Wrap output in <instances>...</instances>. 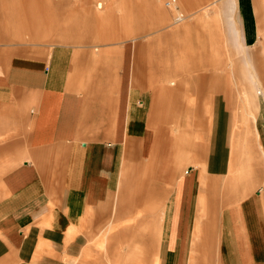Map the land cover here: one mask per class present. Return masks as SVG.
Returning <instances> with one entry per match:
<instances>
[{
	"label": "crops",
	"instance_id": "crops-1",
	"mask_svg": "<svg viewBox=\"0 0 264 264\" xmlns=\"http://www.w3.org/2000/svg\"><path fill=\"white\" fill-rule=\"evenodd\" d=\"M232 10L237 49L263 46L264 0H234ZM91 44L55 43L23 53L0 46V264H18L40 244L36 222L55 221L44 231L59 236L70 221L106 217L116 189L103 231L120 206L121 220L135 218L137 235L152 240L128 264L143 256L145 264H264V180L225 176L264 170L251 164L250 150L241 153L250 165L226 164L224 142L231 120L246 125L248 117L256 141L261 103L238 100L237 109L250 110L249 116L230 114L235 99L222 88L221 75L197 74L183 89L181 74L160 71L156 60L152 74L144 64L129 83L122 44L95 50ZM231 73V82L248 93L252 73L248 79L240 69ZM171 76L178 82L168 83ZM193 95L207 120L190 124L185 101ZM175 120L180 123L172 125ZM257 187L239 197L238 189ZM122 229L130 235L125 224Z\"/></svg>",
	"mask_w": 264,
	"mask_h": 264
},
{
	"label": "rangeland",
	"instance_id": "rangeland-1",
	"mask_svg": "<svg viewBox=\"0 0 264 264\" xmlns=\"http://www.w3.org/2000/svg\"><path fill=\"white\" fill-rule=\"evenodd\" d=\"M97 2L102 4L100 9L96 6ZM173 5H178L184 16L183 22L173 23ZM159 11L166 16L164 20L159 19ZM232 11L231 0H0V46L7 47L12 53H23L31 48L47 49L55 43L68 47L89 41L93 50L100 49L105 42L122 44L125 48L124 71L129 83L132 73H136L144 64H148V72L152 74L155 60L160 71L170 68L181 74L176 78L184 80L183 89L194 85L192 76L219 74L222 77V88L226 94H233L236 104L226 111H230V114L239 111L240 115L246 118L250 110H239L237 105L239 101H250L243 95V92H247L241 82L232 83L230 79L234 69H240L242 74L246 72L247 79L252 73L248 94L252 96V102L261 103L262 108L256 109V141H253V134L248 130L249 117L246 119V125L231 120L224 141L225 160L226 164H239L242 160V165H250V158L243 156L250 150L251 164L257 163L264 170V124L260 123L264 121V104L261 100L264 89L261 90L252 76L253 73L256 74L264 88V45L245 48L244 51L237 49L231 22ZM185 25L179 34L170 32L176 26ZM141 48H144L143 52ZM257 58L263 60L256 62ZM253 62H256L257 71ZM176 78L171 76L167 81L177 83ZM259 88L262 94L258 93ZM188 98V102L185 101L188 106L186 119L190 124L196 117H204V120H207L204 110L195 107L200 98L198 99L197 95ZM182 119L184 118L181 117L180 121ZM180 121L171 123L174 125ZM193 134L194 132L192 136ZM238 148L241 150L240 155L243 154L242 157L237 156ZM190 166L188 163L184 167L188 170L191 169ZM250 174L254 175L258 182L264 180V173L260 174L256 170L254 174L226 172L225 176L240 175L241 178H247ZM259 189H238L241 195L239 197ZM117 193L116 189L109 197V213L106 217L93 213L80 224L78 222L73 225V221H70L66 227L69 228L64 232L62 229L59 236L44 231L45 227H55V221L36 222L33 225L37 230L35 240L40 244L34 242L32 251H28L18 264H128L129 257L141 255L134 253L138 246L148 240L151 243L152 240L137 235L139 230L135 218L121 220L122 214L117 213L120 206L114 208L112 226L103 231L111 218V208L116 202ZM148 223L152 228L156 224L154 221ZM123 224L129 229L130 235H126V231L122 229ZM143 257H139V264L146 263Z\"/></svg>",
	"mask_w": 264,
	"mask_h": 264
},
{
	"label": "bare ground",
	"instance_id": "bare-ground-1",
	"mask_svg": "<svg viewBox=\"0 0 264 264\" xmlns=\"http://www.w3.org/2000/svg\"><path fill=\"white\" fill-rule=\"evenodd\" d=\"M183 1V0H182ZM230 1V0H229ZM232 2L234 1V0H231ZM231 3V2H230ZM186 5V4H185ZM96 6H97V8L98 9H100L101 7H102V4L101 3H99V2H97V4H96ZM179 7H178V5H173L172 6V9L175 11V16H174V22L173 23H176V22H183V19H184V16H182V14H181V12H180V10L178 9ZM162 11H159V12H157L158 14H159V19L161 18V20H164V18H166V16L163 14V13H161ZM172 23V24H173ZM186 27V25L185 26H183V27H181V26H176V28H174V29H171V31L170 32H173V34H179L182 30H184V28ZM253 79H254V82H256L258 85H259V87L261 88V90L262 89H264L263 88V85L261 84V81H259V79L257 78V76H256V74H254L253 73ZM171 83H173V82H171ZM256 88H258V86L256 87ZM260 88H259V92L258 93H261V90H260ZM244 93V94H243ZM242 94L245 96V99H248L249 98V100L250 101H252L251 99H252V96H250L248 93H246L245 94V92H243ZM262 94V93H261ZM261 100H262V102L264 103V90H263V95H262V97H261ZM249 104V103H248ZM260 152V151H259ZM263 159V158H262ZM229 168V167H228ZM230 169H231V167H230ZM230 171V170H229ZM230 174H231V172H230ZM232 174H234V173H232Z\"/></svg>",
	"mask_w": 264,
	"mask_h": 264
}]
</instances>
